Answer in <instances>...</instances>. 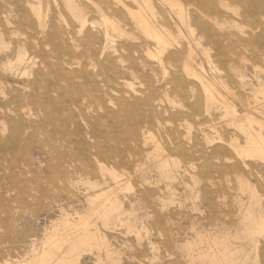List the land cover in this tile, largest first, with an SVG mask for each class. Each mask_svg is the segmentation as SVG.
Segmentation results:
<instances>
[{
	"label": "rangeland",
	"instance_id": "1",
	"mask_svg": "<svg viewBox=\"0 0 264 264\" xmlns=\"http://www.w3.org/2000/svg\"><path fill=\"white\" fill-rule=\"evenodd\" d=\"M69 1L0 0L10 22L0 16V264H31L51 251L50 264H215L208 252L219 264H264V226L257 235L252 225L264 222V160L240 156L248 124L224 107L249 114L264 137V0H178L189 29L168 0ZM139 6L165 34L181 33L179 46L158 57L135 18ZM20 54L32 60L11 77L2 65L16 66ZM185 64L212 82L221 103L208 101ZM100 76L114 80L108 92ZM144 97L163 103L135 105ZM62 156L78 159L76 171ZM106 195L119 207L107 221L95 212ZM81 222L90 245L70 252L52 243Z\"/></svg>",
	"mask_w": 264,
	"mask_h": 264
},
{
	"label": "bare ground",
	"instance_id": "2",
	"mask_svg": "<svg viewBox=\"0 0 264 264\" xmlns=\"http://www.w3.org/2000/svg\"><path fill=\"white\" fill-rule=\"evenodd\" d=\"M22 1V0H21ZM116 2H117V4H119V5H121V6H125L124 5V3L122 2V0H115ZM129 1H132L133 2V4L134 3H137V0H129ZM164 1V0H163ZM194 1V0H193ZM90 3H91V0L89 1ZM93 2V1H92ZM166 1H164V3H165ZM169 5H168V4ZM167 3H166V5H168L169 6V9L171 10V8L172 9H175L176 10V15H177V18L179 19V21L181 22V25L184 27V28H186V29H189V24H188V22H187V20H188V16H187V13H186V11L183 9V7H182V3L180 2L179 3V1L177 0V1H174V0H168L167 1ZM66 4L67 5H71L72 4V2L71 1H69V0H66ZM94 4V3H93ZM143 4V3H142ZM46 5H47V3H46ZM148 5V4H147ZM201 5H204V3H202ZM94 6V8H96V6L95 5H93ZM190 6V5H189ZM221 6H223V4H221ZM127 7V6H126ZM171 7V8H170ZM190 7H192V5L190 6ZM28 8V7H27ZM97 8H99V7H97ZM128 8V7H127ZM150 8V7H149ZM148 8V9H149ZM46 9H48V6H46ZM194 9H195V7H194ZM100 10V9H99ZM98 10V11H99ZM19 11H21V10H19ZM46 11V10H45ZM172 11V10H171ZM18 13H22V16H23V18L25 19V21L26 22H29V19L27 18V16L25 15V13L24 12H18ZM102 13V12H101ZM128 13V12H127ZM133 13V12H132ZM45 14V13H44ZM43 14V15H44ZM79 14H81V13H79ZM102 15H103V13H102ZM0 16H2V17H4L5 19H6V22L7 23H10L9 22V20L7 19V16H8V14L7 13H3V12H1L0 11ZM37 16H38V18H41L40 16V14L39 13H37ZM101 16V15H100ZM47 17V16H46ZM46 17H45V20H46ZM80 17V16H79ZM102 18H103V16H101ZM81 18V20H82V23H84V20H83V17L81 16L80 17ZM104 18H106L105 16H104ZM108 18H109V16H108ZM108 18H106L107 20H108ZM135 18L138 20V22H139V26L141 27V29L143 30V32L148 36V37H150L154 42H155V45L157 46V53H158V57H162V54H164L166 51H168V49L169 48H171V47H173V45L174 44H178V46H179V42H178V40L180 39H182L183 40V38H181L182 37V35H181V33H179V34H177L178 36H177V38L176 37H171L169 34L171 33L169 30H168V32H169V34H165V30L166 29H163V27H162V29H159L158 27H156V25H154L152 22H151V20H150V18L145 14V12L143 11V9L139 6V13L138 14H136L135 15ZM106 19H104V21L106 22V24L105 25H107V20ZM111 19V18H110ZM216 19V18H215ZM112 20V19H111ZM162 20V19H161ZM211 21H213V23L214 22H217V20H214V19H210ZM95 21V20H94ZM97 21V20H96ZM39 22H41V21H39ZM38 22V23H39ZM112 22V21H111ZM119 22V21H118ZM42 23H45V22H42ZM42 23H41V25H42ZM98 23V22H97ZM103 23V22H102ZM110 23V22H109ZM59 24V23H58ZM92 24H94V23H92ZM96 24V23H95ZM94 24V25H95ZM99 25H101L100 24V22L98 23ZM111 24V23H110ZM113 24V23H112ZM216 25H217V23H215ZM44 25V24H43ZM113 25H115V24H113ZM120 25V24H119ZM157 25H159V24H157ZM171 25V24H170ZM215 25V26H216ZM40 26V25H39ZM38 26V27H39ZM117 26V25H116ZM223 26V25H222ZM41 27V26H40ZM43 27V26H42ZM41 27V28H42ZM97 27H100V26H98L97 25ZM110 27H113L112 25L110 26ZM126 27V26H125ZM216 27H218V26H216ZM237 27V26H236ZM45 28V27H44ZM117 28H118V26H117ZM117 28H114V29H117ZM160 28H161V26H160ZM223 28V27H222ZM38 29H40V28H38ZM43 29V28H42ZM105 33H106V35H107V33H108V28H106V26H105ZM120 29V28H119ZM111 30V29H110ZM125 30V29H124ZM180 30V29H179ZM178 30V31H179ZM117 31H119V30H117ZM121 31H122V29H121ZM167 31V30H166ZM195 31V30H194ZM123 32V31H122ZM124 33V32H123ZM173 33V32H172ZM171 33V34H172ZM207 33L208 34H210V31H208L207 30ZM175 34V33H174ZM80 35V34H79ZM122 35V34H121ZM132 36H133V34H131ZM173 35V34H172ZM1 36H2V34H0V39H1ZM41 36V35H40ZM125 36L126 37H128L127 36V33L125 34ZM132 36H130V37H132ZM167 36V37H166ZM247 37V36H246ZM105 38V37H104ZM137 39V38H136ZM135 39V41H137ZM72 40V39H71ZM105 41H106V39H104ZM133 40V39H132ZM186 40V39H185ZM236 40V39H235ZM108 42V41H107ZM111 42V41H110ZM132 42H134V41H132ZM1 43V42H0ZM188 43V42H187ZM211 43V42H210ZM112 44V43H111ZM110 44V45H111ZM114 44V43H113ZM185 44V43H184ZM104 45H105V43H104ZM187 45V44H186ZM46 47H48V46H46ZM152 47V46H151ZM102 49H103V47H102ZM106 49V48H105ZM115 49V48H114ZM143 49V48H142ZM122 50H126V48H122ZM147 50H148V48H147ZM19 52H20V49H18L17 50V53L19 54ZM66 52H68V50L66 51ZM145 53H147V55H148V52L147 51H144ZM24 53V52H23ZM116 53V52H115ZM167 53V52H166ZM188 53L190 54H188L189 56H191L192 55V53H193V50H192V48L191 47H189L188 48ZM155 54V53H154ZM153 54V55H154ZM101 55V54H100ZM147 55H145L146 57H147ZM160 55V56H159ZM205 55L208 57V52H205ZM26 54H20V56L19 57H17V60H18V64H16V66H12V63H11V60H9V58H7L8 59V61H7V63L5 64V65H2V69L4 70V72H6V73H8L11 77H16L17 75H18V73H19V70H18V66H20V65H22L23 63H28V61L30 62L32 59V57L30 58V57H27L26 58ZM155 57H157V55H154ZM186 56V55H185ZM157 57V58H158ZM171 57V56H170ZM186 57H188V56H186ZM232 57H234V56H232ZM264 57V56H263ZM149 58V57H148ZM169 58V57H168ZM172 59H173V57H171ZM238 58V57H237ZM152 59V58H151ZM150 59V60H151ZM186 59V58H185ZM153 60V59H152ZM154 60H155V58H154ZM161 60V59H160ZM159 60V62H161ZM188 61H190V58H188L187 59ZM207 60L209 61L210 60V58L208 57L207 58ZM232 60V59H231ZM122 61V59L121 58H119V63ZM188 61H185V63H187ZM167 62V61H166ZM183 62H184V60H183ZM210 62V61H209ZM208 62V63H209ZM189 63V62H188ZM190 63H192V62H190ZM31 64H35V63H31ZM122 64V63H121ZM152 64V63H151ZM36 65V64H35ZM34 65V66H35ZM67 65H69V63H67ZM160 65V64H159ZM31 66V65H30ZM77 66H79V65H77ZM192 66V65H191ZM190 65H187V64H185V67H186V69H187V71H188V74L190 75V76H192V77H195L196 79H198V82L200 83V85L202 86V88L204 89V92H206V94H207V98H208V101H219L220 103H221V100L219 99V96L216 94V92H215V89H213V88H215V86H211V84H212V82H211V84L210 83H208V81H206L205 80V78L201 75V74H199V73H196V72H194L193 70V68L191 67ZM73 67V66H72ZM160 67L162 68V66L160 65ZM164 68V67H163ZM192 68V69H191ZM29 69V68H28ZM163 70H165V69H163ZM253 70V69H252ZM166 71V70H165ZM201 71V70H200ZM29 72V71H28ZM94 72V71H93ZM168 70H167V74H168ZM165 73V76L167 75ZM24 74V73H23ZM22 74V75H23ZM27 74V73H26ZM32 74V73H31ZM30 74V75H31ZM162 74H164V71H163V73ZM173 74V73H172ZM178 74V73H177ZM185 75H187V73L185 74ZM189 75H188V77H189ZM24 76V75H23ZM28 76V75H27ZM26 76V77H27ZM66 76V78H68V79H70L71 78V76H69L68 74L67 75H65ZM164 76V77H165ZM168 76V75H167ZM20 77V76H19ZM29 77V76H28ZM31 77V76H30ZM52 77V76H51ZM80 77H82L83 78V81H90V82H92V83H95V82H93L94 81V79H93V77H91L88 73H85V72H81L80 73ZM157 78V77H156ZM189 78H191V77H189ZM194 78V79H195ZM120 79H122V78H120ZM157 80V79H156ZM216 80V79H215ZM122 81L124 82L125 80L124 79H122ZM218 81V80H217ZM114 82V80H112L111 78H107L106 76L104 77V76H100L99 77V84L102 86V89L104 90V92H108V90H110V85L112 84ZM210 82V81H209ZM84 83V82H83ZM215 83V82H214ZM217 83V82H216ZM227 84V83H226ZM33 84H28L27 85V87L28 88H32L33 86H32ZM124 86V85H123ZM137 87V86H136ZM162 87V86H161ZM164 88H163V96L164 97H166V98H169L170 97V95L174 92V87L172 86V80H166L165 81V85L163 86ZM213 87V88H212ZM221 87V86H220ZM141 89H143V88H141ZM28 90V89H27ZM98 92L100 91V89L99 90H97ZM134 91V90H133ZM181 91V90H180ZM227 91H228V89H227ZM6 96V95H5ZM234 96V95H233ZM240 97V96H239ZM234 98V97H233ZM236 98V97H235ZM129 99H131V98H129ZM240 99V98H239ZM223 100V99H222ZM168 101V100H167ZM239 101H241V100H239ZM159 102H161V103H163L162 102V100H160L159 98H152V97H144L143 98V100H136V103H135V105H137V106H147V107H154V106H159L158 104H159ZM6 103L7 102H5V103H3L4 104V107H6V106H8V104L6 105ZM218 103V102H217ZM222 103H223V101H222ZM226 103V102H225ZM245 103V102H244ZM247 103V102H246ZM112 105V104H111ZM224 105V104H223ZM206 106V105H205ZM208 107V106H207ZM224 107H225V110H226V112L228 113V114H230L231 116H233L235 119H242V121L244 122H247V124H248V129H246L245 130V128H243V129H241V128H239V127H241V126H239L238 128L239 129H241V131H242V133L246 136V139H247V142H246V145H245V147L242 149H240V150H238V152H239V154H240V156H242V155H244V157H258V158H260L261 160H264V137L262 136V134H261V132H260V129L259 130H255V128L254 129H252V121L250 122V119H253L252 117H249L250 119H248V115H247V113H246V115H244V117H239V115H238V117H237V112L236 111H232V109H230L226 104L224 105ZM0 108H2V106L0 107ZM29 108H27V110H28ZM246 109V108H245ZM248 109V108H247ZM25 110V109H24ZM179 112V111H178ZM28 113L30 114V110H28ZM180 113V112H179ZM22 114H24V111L22 112ZM28 114V115H29ZM264 117V116H263ZM34 118V117H33ZM243 118H246L245 120L243 119ZM259 120V119H258ZM239 121H241V120H239ZM236 122H238V121H236ZM253 122L254 123H256V124H258L259 125V128H261L262 127V124H260V123H258V122H256V119H254L253 120ZM259 122H261V121H259ZM239 123V122H238ZM251 123V124H250ZM242 125V124H241ZM251 125V126H250ZM208 126V125H207ZM202 127V126H201ZM208 128V127H207ZM30 130V129H29ZM26 132V131H25ZM202 134V133H201ZM188 135V134H187ZM187 135L185 136V138L187 137ZM264 135V134H263ZM190 136V135H189ZM206 137V136H205ZM188 138V137H187ZM207 138V137H206ZM207 140V142H208V139H206ZM189 141H190V139H189ZM210 142H211V140H210ZM212 144V143H211ZM159 146H160V144H159ZM174 146V150H178V149H180L181 148V146L179 145V144H174L173 145ZM162 147H160V149H161ZM158 149H159V147L158 146H155V150H156V155L158 154ZM162 150V149H161ZM165 151V150H164ZM161 154V153H160ZM163 155V154H162ZM60 156V155H59ZM162 157V156H161ZM166 158V157H165ZM239 158V157H238ZM79 159H81V158H79ZM161 158L159 157V155H157V160H158V165H159V168L164 172V173H166L164 170H166L167 169V166H168V163H167V160H165V159H161ZM61 160H64V162L67 164V167L68 168H70V169H73V171H76V163H75V161L76 160H78V159H76V158H73V159H71V160H69V161H66V159L64 158V156H62V158H61ZM83 160H84V158H83ZM53 161V159L52 158H50L49 159V164L51 163ZM80 162H81V160H80ZM83 162V161H82ZM81 162V163H82ZM142 166V165H141ZM174 167V166H173ZM190 167V166H189ZM1 168V167H0ZM192 168V167H191ZM58 168H56V167H54V168H52V169H50L51 170V172L52 171H55V170H57ZM8 170V169H7ZM59 170V169H58ZM194 170V169H193ZM2 171H3V169H2ZM3 172H5V171H3ZM8 172V171H7ZM1 173V172H0ZM14 173V172H13ZM53 173V172H52ZM193 174V173H192ZM2 175H3V173H2ZM12 175H14V174H12ZM110 175L112 176V178H113V180L114 181H117L118 180V176L117 175H115V174H112V173H110ZM3 177V176H2ZM166 177L167 178H170L171 177V175H169L168 173L166 174ZM131 178V177H130ZM2 179V178H1ZM6 179H7V177H6ZM128 180V179H127ZM196 181V180H195ZM126 182V181H125ZM193 184V183H192ZM100 185V184H99ZM123 185H125V184H123ZM123 187V186H122ZM7 188V187H6ZM122 190H123V188H122ZM109 197L110 196H108V195H106V196H103V197H99V199L100 200H98V201H101L103 204L100 206V208L99 209H97L95 212H98L100 215H101V217L103 218V219H105V221H107L110 217H112L113 215H115L117 212H118V209H119V207H118V205H117V202H111V203H109L110 201H109ZM102 199H104V200H102ZM31 200V199H30ZM97 201V200H96ZM100 203V202H99ZM99 203H96V205L98 206V204ZM109 203V204H108ZM93 207H94V205H93ZM96 207V206H95ZM99 207V206H98ZM77 216V215H76ZM201 220V219H200ZM83 221V220H82ZM89 221V220H88ZM76 224V223H75ZM252 225H253V227H254V230H255V234L257 233V235H258V233L260 232V229L264 226V222L263 221H258V220H252ZM72 227V226H71ZM74 228H75V230H78V231H81V233L80 234H76V235H73V233L75 232V230L74 231H72V233L71 232H69V233H67L66 235H64V237L62 236V237H60L59 239H57L56 238V240H54V242H52L54 245H56V247L57 246H62L64 243H66V244H68L69 245V251L70 252H75L77 249H78V247H80V246H82V245H90L91 244V242L92 241H94L95 239L93 238V236L92 235H90L89 233L90 232H88V229H87V224H85V223H79V224H77V225H74L73 226ZM67 228H69V227H67ZM67 228H66V230H67ZM80 228V229H79ZM92 232V231H91ZM70 234L71 235H73L72 237H70ZM261 234V233H260ZM189 243V242H188ZM184 248H186V247H184ZM210 249V248H209ZM189 250V249H188ZM53 255H54V253L51 251V252H46L45 254H43L39 259H37V260H35L34 259V261H31V264H50V261L52 260V257H53ZM206 256H208L209 257V259L211 260V261H214V262H216L215 264H219L218 263V261H217V257H216V255L214 254V253H212V252H208L207 253V255ZM229 255L227 254L226 256H225V258H227ZM220 260V259H219ZM225 263V262H224ZM26 264H28V261H27V263ZM222 264V263H221Z\"/></svg>",
	"mask_w": 264,
	"mask_h": 264
}]
</instances>
